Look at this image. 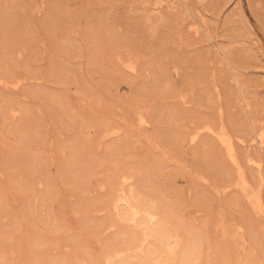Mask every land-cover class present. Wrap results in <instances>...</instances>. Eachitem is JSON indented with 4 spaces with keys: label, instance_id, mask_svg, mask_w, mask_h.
Wrapping results in <instances>:
<instances>
[{
    "label": "rangeland",
    "instance_id": "374dc122",
    "mask_svg": "<svg viewBox=\"0 0 264 264\" xmlns=\"http://www.w3.org/2000/svg\"><path fill=\"white\" fill-rule=\"evenodd\" d=\"M263 49L264 0H0V264H95L116 251L135 263L133 229L109 204L131 172L141 201L199 234L201 264H264V217L220 192L236 176L223 147L205 131L188 140L205 124L244 139L237 157L264 203V170L261 183L247 162L264 164L250 143L264 127ZM109 126L118 135L101 137ZM220 216L247 235L242 251Z\"/></svg>",
    "mask_w": 264,
    "mask_h": 264
},
{
    "label": "bare ground",
    "instance_id": "6f19581e",
    "mask_svg": "<svg viewBox=\"0 0 264 264\" xmlns=\"http://www.w3.org/2000/svg\"><path fill=\"white\" fill-rule=\"evenodd\" d=\"M244 18L246 20V23L253 30V26L251 25L248 17L244 15ZM189 25L193 27L192 30L194 33H199L201 30L204 32L201 24L194 16L192 17V20H189ZM199 28H201L200 31L198 30ZM206 34L210 40L211 36L208 35V33ZM222 57H224L223 54H222ZM123 65L124 67H126L127 69L131 71L136 70V66L133 61L123 62ZM19 83L20 81L17 80L11 83V85H8V84H4V85L8 88L9 87L17 88L19 86ZM235 83L238 86V89L240 90V96H241L240 100L242 102L240 106L245 108L246 111H249L248 107L250 105L247 103L246 97L243 93L244 88H242V83L238 79L236 74H235ZM17 112L18 110L14 108H11L10 110V114L13 117L17 114ZM251 117L252 116L250 115V118ZM141 118L144 121L143 124H141ZM137 120H138L137 123L141 126H145L148 123L146 116L142 113H137ZM202 131H205V133L207 132L210 135L214 136V138L217 140L219 145L223 147L226 157L230 161L231 165L235 167V170H236L235 178L230 183L226 185L224 184L225 186L223 187L220 186L222 187V189H220L221 190L220 192L225 193L227 190H230V189H235L239 191L242 197L244 198V200L246 201V203L249 204V206L251 207L253 213L257 214L258 215L257 217H264V213H262V210H264V203L262 200L263 192L261 195L260 188H254L255 186L253 185L254 186L253 187L251 185L252 182L250 183V180H249L250 178L247 177L248 175H246V173L244 172L243 170L244 167L242 168V165L240 161L238 160L239 158L237 157V156L240 157V155H237L236 153L237 147L235 148V144L237 143V141L243 142L244 139L243 140L239 139L237 141L234 140V137L231 136L227 128L223 126L222 124L217 128H215L212 124H205L201 127H198L195 131H193L190 134L188 140H190L191 142L195 141L199 137ZM118 133H119L118 128L114 126H109L101 132V137L105 138V137H109L112 135H118ZM193 137H195V140H193ZM250 143L255 149H257L261 154L264 155V127L259 126V129L254 131V135L250 138ZM244 162H245V159H244ZM247 162L252 166L253 169L254 168L256 169V173H258L260 182L262 183L263 181L262 175H263V170H264L263 160L254 159V158L249 157L247 159ZM134 176H135V173L133 172L117 176L119 177L117 187L115 186L116 189L115 190L113 189L115 192L113 193V197L109 204H110V209L112 211V214L115 217L113 219H116L118 222H123L132 227L133 236H134L133 241H132L133 243L132 250H133V255L137 256L138 260L135 263L134 262L132 263L130 259H127V258L122 259L120 258V256L123 253H121V251H116L114 253H106L104 256L100 254L101 258L97 259L98 261L95 264H201L200 257L202 255L204 257L205 253H203L204 251L202 252V247H201L202 243L200 242L201 238L198 236L199 234L195 235L194 233H191L190 236L185 238L184 233H183L184 229L182 231V229H180V227L170 219L169 215L167 214L165 210L159 208L156 205H147L145 200L141 201L139 193L136 191L133 185V181L135 178ZM260 220L262 221V219ZM224 221L228 222V220H224L223 217L220 216L219 221L217 222V224H215L217 229H219L220 232H222L223 236L233 239V241L237 245V248L240 251H242L244 247L246 246V243L248 242L246 238L247 235L245 236L244 233L240 232V229H241L240 226L235 225L234 227H232V226L227 225V223H225ZM248 245L250 244L248 243ZM252 254L253 253L250 254L249 252L250 256H252ZM203 257L202 259H204ZM226 259H230V258H226ZM249 261L250 260H248L247 258L245 264H252ZM222 262H224V260ZM220 264H223V263H220ZM233 264H240V260H236Z\"/></svg>",
    "mask_w": 264,
    "mask_h": 264
},
{
    "label": "snow or ice",
    "instance_id": "6c2138e0",
    "mask_svg": "<svg viewBox=\"0 0 264 264\" xmlns=\"http://www.w3.org/2000/svg\"><path fill=\"white\" fill-rule=\"evenodd\" d=\"M144 123V121H143V119L141 118V124H143ZM193 140H195V137H193ZM209 183V181H205V184H208ZM262 213H264V210H262Z\"/></svg>",
    "mask_w": 264,
    "mask_h": 264
}]
</instances>
